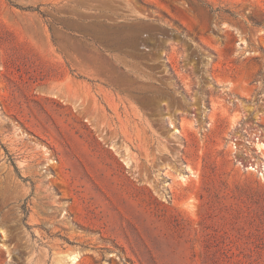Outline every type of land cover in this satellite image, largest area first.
I'll list each match as a JSON object with an SVG mask.
<instances>
[{
  "label": "rangeland",
  "instance_id": "374dc122",
  "mask_svg": "<svg viewBox=\"0 0 264 264\" xmlns=\"http://www.w3.org/2000/svg\"><path fill=\"white\" fill-rule=\"evenodd\" d=\"M0 264H264V0H0Z\"/></svg>",
  "mask_w": 264,
  "mask_h": 264
}]
</instances>
